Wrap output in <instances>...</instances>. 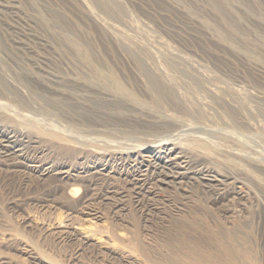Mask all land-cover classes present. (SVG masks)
I'll list each match as a JSON object with an SVG mask.
<instances>
[{
  "label": "rangeland",
  "instance_id": "1",
  "mask_svg": "<svg viewBox=\"0 0 264 264\" xmlns=\"http://www.w3.org/2000/svg\"><path fill=\"white\" fill-rule=\"evenodd\" d=\"M186 216L264 264V0H0V264H146Z\"/></svg>",
  "mask_w": 264,
  "mask_h": 264
},
{
  "label": "bare ground",
  "instance_id": "2",
  "mask_svg": "<svg viewBox=\"0 0 264 264\" xmlns=\"http://www.w3.org/2000/svg\"><path fill=\"white\" fill-rule=\"evenodd\" d=\"M70 42L77 49H81L79 43L72 40ZM158 101L160 104L162 100L159 98ZM167 152L168 162L178 165V157L173 153L174 148H168ZM173 223L176 231L156 241L159 246H164L165 250H159L154 245L152 248L146 246L139 239V235L135 234L133 243H136L129 246L131 253L136 252L146 264H254L256 262L247 250L245 241L241 245L231 235L222 238L213 233L206 219L194 221L186 216L174 219ZM195 232H200L206 237L209 235V241L204 243L202 239L196 238L193 234Z\"/></svg>",
  "mask_w": 264,
  "mask_h": 264
}]
</instances>
